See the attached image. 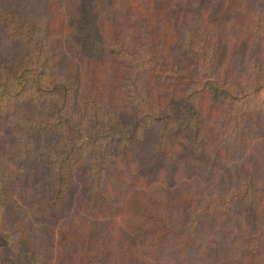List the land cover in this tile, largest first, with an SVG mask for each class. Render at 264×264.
Returning <instances> with one entry per match:
<instances>
[{
    "label": "trees",
    "instance_id": "obj_1",
    "mask_svg": "<svg viewBox=\"0 0 264 264\" xmlns=\"http://www.w3.org/2000/svg\"><path fill=\"white\" fill-rule=\"evenodd\" d=\"M158 1L118 0L114 8L113 0H0V264H149L129 252L126 236L141 221L124 210L123 223L104 227L119 210L116 180H128L132 192L165 154L189 168L209 147L215 162L219 152L245 148L258 118L264 127V98L256 94L264 87V3L236 14L237 41L262 47L246 66L240 57L238 69L222 59L214 15L221 6L227 16L241 0L207 3L205 11L206 0H191L203 9L198 24L180 3ZM13 159L32 201H17L8 180ZM255 164L245 159L251 171L209 199L215 214L264 201V161L260 176ZM81 185L89 192L71 201ZM207 195L200 193L202 207L196 195L186 219L171 215L167 191L136 213L146 216L155 251L164 235L171 244L179 238L186 253L209 210ZM23 204L28 214L8 215ZM261 210V220L247 223L242 252L250 264H264Z\"/></svg>",
    "mask_w": 264,
    "mask_h": 264
},
{
    "label": "rangeland",
    "instance_id": "obj_2",
    "mask_svg": "<svg viewBox=\"0 0 264 264\" xmlns=\"http://www.w3.org/2000/svg\"><path fill=\"white\" fill-rule=\"evenodd\" d=\"M116 1L118 0H113L114 8H116ZM218 2V0L216 2L215 0H206L203 6L204 11L207 3L219 5ZM157 3H159L158 0H156V4ZM172 3L177 6L180 3L182 7L186 8V11L192 10L195 13L194 21L199 19L203 11L202 7L198 6V3L193 6L191 0H172ZM261 3H264V0H241L239 5L232 6L229 9L227 16L226 12H222L223 8L221 6L215 12L214 20L216 22L214 27L219 25L222 29L223 38L221 42V54L223 55L222 59L226 60V64L232 61L236 62V68L240 69V57L244 55L247 57L243 62L245 66L247 65V61L251 58L259 57L260 51H262L260 45H254V43L245 40L242 41V38L240 41H237L241 31L240 27L239 29L238 26L236 28L234 21L237 13L246 10V6L244 5L248 4L249 7ZM185 10L183 11L185 12ZM102 12L106 13L108 10L103 9ZM179 30L181 32L184 30L181 25H179ZM170 31L172 33V30ZM177 50L179 52L178 54L181 55L182 53L180 52L183 51V47L180 46ZM186 57L185 55L184 58L186 59ZM246 71L250 72L252 69L245 68V72ZM141 76L143 77L145 74L143 75V73H141ZM256 94L258 97L264 98V87L256 91ZM229 109L230 106L228 105L227 110ZM252 124L251 129L247 131L248 138L245 143V148L236 149L231 147L225 150L222 148L224 147L223 145L221 148L225 151L217 154L215 162L212 160L211 155L213 151L209 147L207 148L210 151L207 149V151L194 161L189 168L186 167L184 163H181L180 158H178V160L174 158V161L170 163L169 157L173 155L169 153L167 158L165 154L163 155L164 160L161 159L156 162L155 168H153L154 170L147 176L143 175L139 178L137 177L136 188L133 189L132 192L129 191L131 189V184H129L128 180H116V182L120 184L119 186H114L111 193H113L112 195L118 203L119 210L117 211L116 209L115 212L108 215V218L105 219L104 227L109 230L113 228L115 224L123 223L124 217H122V214L124 210L129 212V219L131 221H141V224L138 222L140 226L144 224L145 230L140 229L139 231L140 226H131V229H129V232L127 231L128 234L126 235L130 240L129 252L137 258V261L142 258L145 262L150 261L149 264H250L251 259L249 255L247 256L246 252H242V250L245 251L243 244L249 241L250 238V229L247 227V223L250 219L253 221L262 219L263 211L261 209L264 208V201H253V205L249 204L248 201H243L239 204L236 203L235 206L229 209L227 214L221 211H216L215 214V208L212 207L215 202L209 201V199H215V192H222L227 185L234 183V181H238L237 178L243 179L246 173L251 171L249 167L243 165L247 158H252V160L258 164L256 166L257 176L263 174L264 127L261 124V118H258V120ZM206 128L209 129V125H207ZM178 140L184 142L185 134L180 135ZM4 145L7 147V144L4 143ZM248 145L249 148L245 150ZM3 157L4 156H2V159ZM14 161L15 159L10 160V162L8 161V180L13 184L16 195L21 193V198L18 196L17 201H32L30 194L31 189L28 186V182L25 181L21 183L18 181L16 174L13 173L15 167ZM166 165H169V167L167 166V172L171 171L169 175L168 173L166 175ZM122 166V163H118L117 170H123ZM252 171L254 170L252 169ZM166 191L171 198V215L177 218L181 213H184L185 219L188 214L189 217L191 216L189 208L195 207V201H197L196 195L197 199H199L200 193L209 195L206 202L203 204L207 206L209 210L203 217L194 243L186 249V253L182 252L179 238L175 239V241H173L174 243L171 244V242L167 241L166 237L164 238V235L161 238L163 242L161 244L162 247L155 251L152 242L154 233L151 229H147L146 216H136V213L141 212L142 209L144 212L152 208V204L148 206L152 196L159 198L163 196ZM88 192L89 190L87 188L84 189L82 185L79 188L75 187L71 201H74L76 197L82 196ZM187 193L191 195L187 198L185 204L182 203L181 197L183 195L186 196ZM200 201L204 200L201 198L197 201L198 205L202 207ZM219 201L223 200L220 199ZM25 210L26 214L30 212L29 204H23V208L11 206L8 215L14 218L16 212H18V214L24 212L25 214ZM163 211L165 210L163 209ZM193 215L196 216V212H194ZM57 221L54 222L55 224L53 223V231L58 223ZM126 247L127 246H125V248ZM151 249H153V252H151ZM257 259H259V254ZM262 262L263 261H260L257 264H263Z\"/></svg>",
    "mask_w": 264,
    "mask_h": 264
}]
</instances>
